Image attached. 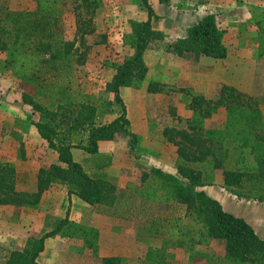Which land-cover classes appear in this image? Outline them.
Listing matches in <instances>:
<instances>
[{
	"label": "rangeland",
	"instance_id": "obj_1",
	"mask_svg": "<svg viewBox=\"0 0 264 264\" xmlns=\"http://www.w3.org/2000/svg\"><path fill=\"white\" fill-rule=\"evenodd\" d=\"M0 1H5L13 10L36 8L34 0ZM97 1V4L87 7L80 6L82 0H67L61 28L65 38L74 43L69 59L74 65L79 85L77 98L94 105L96 123L103 124L122 112L114 93L107 89V83L113 78L118 65L134 53L131 21L135 19L115 15L111 0ZM156 8L159 14L156 12L152 26L157 34L147 48L149 64L154 65L157 55L163 53L168 43L174 40V36H166L163 30L184 33L208 13L217 15L224 31L227 57L219 59L188 53L180 56L177 62L167 57L168 64H175L177 70L169 66L163 75L171 79L179 70V77L185 86L165 87L161 81L152 80L147 87L144 79L137 85L129 86L131 93H123V97L129 113V127L141 140L138 146L140 154L137 148L132 149L131 136L125 133L101 142L96 154L73 147L75 159L89 173L113 183L118 191H128L131 209L121 210L120 213L124 215L118 216L101 212L103 207L88 204L75 194L71 195L70 200L68 191L71 186L57 180L43 192L36 205L0 204V264H7L14 250L30 246L33 239L54 229L67 215L70 222L63 230L46 238L45 242L49 241L48 249L91 250L96 264L101 260V250L103 254V250L108 253L106 245H109V241L121 239L117 235L135 237L149 234L167 239H176L178 235L191 237V243H188L193 246L191 250L186 248L185 241L180 243L184 251L168 254L167 259H173L172 264H216L225 256V240L208 238L202 225L187 214L184 205L172 203L171 190L165 183L164 186L161 183L152 184L153 178L150 177L159 176L155 175L148 160L159 155L170 162L175 161L178 145L168 140L165 134L167 128L175 125L180 128H190V125L203 129L225 128L230 115L226 106L221 105L211 116H206L203 109H207V103L196 109L191 107L194 96L218 100L225 95L226 101L237 106L231 116L233 121L241 123L238 124L240 131L247 129L245 124L248 121L243 120V114H249L250 108L254 109L259 116L254 124L253 137L264 136V0H166ZM7 24L10 27L9 21ZM80 27H94L95 31L85 32L82 40ZM116 27L118 29H112ZM112 32L115 34L112 35ZM121 43L126 47H122ZM168 50L165 56H179ZM81 52L85 53L83 62L79 60ZM9 57L8 52L0 51V160L16 168L18 190L34 192L37 190L39 169L59 162V159L58 153L48 146L33 123L41 119V112L26 103L23 96L29 94L54 110L57 100L69 96L70 90L54 92L49 97L43 92V77L37 83L19 78L7 67ZM184 65L190 66L185 68ZM151 76H156V73L152 72ZM153 82L156 91L149 90ZM64 133L65 130L60 128L59 135L63 136ZM68 140L75 145L85 143L80 136H71ZM195 166L202 171L203 179L207 182L217 181L223 175L221 169L208 168L205 163ZM145 173H148L147 177ZM147 183L152 184L149 188L158 190L154 200L144 203L141 191ZM240 192L243 194L239 195L238 202L228 207L244 216L264 238V178H245ZM102 237L109 241L101 240ZM120 244L124 253V242ZM39 260L47 264L45 254Z\"/></svg>",
	"mask_w": 264,
	"mask_h": 264
},
{
	"label": "trees",
	"instance_id": "obj_2",
	"mask_svg": "<svg viewBox=\"0 0 264 264\" xmlns=\"http://www.w3.org/2000/svg\"><path fill=\"white\" fill-rule=\"evenodd\" d=\"M34 1V10H13L5 1H0V51L9 53L7 67L19 78L37 83L43 77V92L49 97L54 92L70 90L69 96L57 100L54 110L34 100L29 94L23 96L26 103L41 112V119L33 123L48 146L58 153L59 163L42 166L38 172L37 190L26 192L16 188V168L0 160V204L36 205L43 192L60 180L71 186L68 191L70 200L71 195L75 194L88 204L103 207L101 212L123 216L121 210L127 211L132 205L128 191H118L113 183L89 173L74 158L72 149L79 147L96 154L101 141L113 140L118 134L125 133L131 136V147L136 150L138 136L129 127L130 118L121 88L137 85L147 74L144 54L149 42L157 34L152 26L156 11L150 0H142L148 10V18L131 21L134 53L118 65L113 78L107 83V89L114 93L122 112L109 122L97 124L95 106L77 98L79 94L76 95L79 85L74 65L69 59L74 43L65 38L61 28L67 0ZM97 2L82 0L80 6L89 7ZM86 28H79L82 40L85 32L95 31L94 27ZM168 49L179 56L199 53L223 59L228 55L224 31L215 13L199 18L189 27L187 35L174 39L168 44ZM84 56L85 53L81 52V62ZM149 90H157L155 82L150 84ZM224 96L218 100H207L204 96L192 98L191 107L194 109L207 103V109H203L206 116H211L219 106L225 105L230 114L227 125L223 130L203 129L196 125H190L189 129L167 128L165 134L168 140L178 145V173H165L155 168L153 171L159 177L150 178H153L152 184L161 183L164 186L165 183L169 187L172 203L184 205L187 214L202 225L208 238L225 240V256L216 264H264V238L256 228L246 218L226 210L205 189H199L205 185L202 171L195 166L199 163L223 168L227 185H239L246 176L264 178V136L253 137L259 113L252 108L249 114L244 113L243 120L248 121L245 124L247 129L240 131L238 124L241 123L233 121L231 116L237 106L226 101ZM60 128L65 130L63 136L59 135ZM71 136H80V140L85 139V143L75 145L68 140ZM152 184L147 183L142 188L141 200L144 203L155 198L158 189L149 188ZM69 222L67 215L54 229L33 239L30 246L14 250L7 264H41L37 259L45 248L46 238L59 234ZM99 264L120 263L117 257L108 256L103 257Z\"/></svg>",
	"mask_w": 264,
	"mask_h": 264
},
{
	"label": "crops",
	"instance_id": "obj_3",
	"mask_svg": "<svg viewBox=\"0 0 264 264\" xmlns=\"http://www.w3.org/2000/svg\"><path fill=\"white\" fill-rule=\"evenodd\" d=\"M150 3L153 5L157 14H159L156 7L160 6L161 4L160 0H150ZM110 5L112 9H114L115 15L124 16L130 19H135L139 21H144L148 18V10L146 7H143L145 5H143L142 0H124L123 3H122V0H111ZM153 22H154V19L152 21V24ZM112 29L115 30L118 28L116 27ZM187 31L188 30L180 34L174 33L172 30L171 31L163 30L162 32H165L166 36L170 38H173L171 36H174V39H177V38L186 36ZM116 33H118V31ZM114 34L115 32L112 35ZM121 44H122V47H126L123 45V43ZM167 50H168V45H167V49H165L163 53H160L157 55V58H156L157 60L154 65L149 64V62L147 61L146 55H147L148 49L146 50L144 57H145V61L147 65L149 66V70L144 78V84H146L147 87L149 85V82L152 80L161 81L162 83H164L163 85L165 87L175 86V85L181 86V84H183L182 86L186 85L183 82V79H180L179 77L180 75L179 70L176 73L177 75L175 74L171 79H168V76L163 75L169 70V66H173L172 68L174 69V71L177 70L175 64L173 65L168 64L169 62H167L168 61L167 57H169L170 61L173 60L175 62H177L178 58H180V56L170 55V54L165 56V52H169V50L168 51ZM126 52H129L128 49H126ZM179 62L181 61L179 60ZM188 66L190 65H187V66L184 65L183 67L188 68ZM152 72L156 73L157 77L156 76L150 77ZM160 75H163V76H160ZM121 93H122V96H123V93H131V87L123 86L121 88ZM205 95H207V93H205ZM128 117H129V113H128ZM175 128L189 129V128H180L177 125H175ZM139 140L140 139L138 138V143H137L138 154H140L139 153L140 151L138 149ZM140 143H141V140H140ZM72 152L75 155V151L73 149H72ZM142 158L143 160L146 159L145 156H142ZM174 159L175 161L173 160V162H170L166 160L165 157L156 155V157H152L151 160H148V162L151 163L152 170L155 168H158V169H161L165 173L177 174L178 173V155ZM145 161H147V159ZM56 163H59V162H56ZM208 168H212L215 170L221 169L223 175L221 174L222 176L220 179H218L219 181L217 180L213 182L211 181L207 182L203 179L205 182V185L200 187L199 189H205V191L208 192L209 195L219 200L226 210L238 215L235 211L231 210L228 207V205L232 207L233 205L236 204V202H238V200L240 199L239 195L243 194L242 192H240V186H243L245 178H250V177L246 176L243 182L239 185H227L225 183L223 168H214L210 164H208ZM74 204H75V201H74ZM238 216H241V215H238ZM117 236L121 237V239L106 241L103 239V237L101 238V240L103 241L110 242L109 245H106V250H108V253H106L105 250H103L105 254L102 253V250L100 251L101 259L103 257L115 256L118 258V261L120 264H123V263L124 264H136V263H139V264H172L173 259H169L170 260L169 261L167 259V256L169 253L178 254L179 251H184L183 246H181L182 244L180 243L187 241L186 248L188 250H191L193 248L192 244L188 245V243H191L192 239L191 237H187V236L182 237L178 235L176 239H167L164 236L162 238H157L158 235H149V234H138L135 237H131L129 235H121V236L117 235ZM122 237H123V241H122ZM120 242H124L123 244L124 253H122V247L120 246L121 245ZM169 242H172L173 244H170ZM48 246H49V241H46L45 248L38 257L39 263H41L39 259H41L43 257V254H45L47 264H96L95 262L96 257L93 255L94 253H92L91 250H76L75 251V250H63L62 249V250H56V251L51 250L50 251V249H48ZM100 262L101 260L97 263L99 264Z\"/></svg>",
	"mask_w": 264,
	"mask_h": 264
}]
</instances>
